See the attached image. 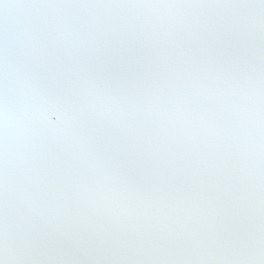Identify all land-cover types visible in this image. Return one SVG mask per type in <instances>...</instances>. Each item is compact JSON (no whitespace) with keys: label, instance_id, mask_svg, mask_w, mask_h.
<instances>
[{"label":"snow or ice","instance_id":"obj_1","mask_svg":"<svg viewBox=\"0 0 264 264\" xmlns=\"http://www.w3.org/2000/svg\"><path fill=\"white\" fill-rule=\"evenodd\" d=\"M0 264H264V0H0Z\"/></svg>","mask_w":264,"mask_h":264}]
</instances>
